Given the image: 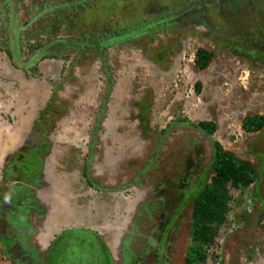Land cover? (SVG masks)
<instances>
[{
	"label": "rangeland",
	"instance_id": "rangeland-1",
	"mask_svg": "<svg viewBox=\"0 0 264 264\" xmlns=\"http://www.w3.org/2000/svg\"><path fill=\"white\" fill-rule=\"evenodd\" d=\"M11 1L21 36L14 51L24 59L9 66L0 52V193L20 180L17 166V177L1 182L14 152L22 161L37 149L42 170L21 225L2 201L0 264H184L189 196L208 171L213 141L258 168L259 198L244 211L237 195L205 264H264V128L241 127L245 116H264L263 4L242 0L232 11L227 0ZM1 4L0 19L11 13ZM151 6L171 19L202 6L213 13L202 7V21L190 14L102 55L80 59L67 49L30 65L26 46L53 36H95L114 22V32L124 24L147 31ZM7 31L0 22L1 48L10 47ZM198 47L213 52L205 69L193 62ZM202 120L216 124L212 135L189 125ZM72 228L80 241L51 256L50 244Z\"/></svg>",
	"mask_w": 264,
	"mask_h": 264
},
{
	"label": "trees",
	"instance_id": "trees-1",
	"mask_svg": "<svg viewBox=\"0 0 264 264\" xmlns=\"http://www.w3.org/2000/svg\"><path fill=\"white\" fill-rule=\"evenodd\" d=\"M227 1L233 11L236 6L240 5L242 0ZM245 1L248 3V0ZM256 2L264 6V0H256ZM262 14L263 12L257 14V16L262 18L264 16ZM84 42L78 39L64 37L51 39L49 42L41 45H39L38 41L37 45L28 44L27 47L29 51H35L38 48L45 49L46 54L42 55L41 58H47L51 55L53 57L54 54L52 52L56 50L60 51L72 48L78 49V52H81L80 48H84L85 50L99 53L112 43L110 39L103 41L100 37H94L86 44ZM78 52L77 55L81 56ZM250 52L253 53L254 51L250 50ZM100 55H102V52H100ZM212 57V51L198 47L195 51L194 63L197 68L205 69L212 60ZM32 71L34 73L37 72V68L33 67ZM195 86L196 90L199 91L201 87L200 82H196ZM189 125L201 130L207 135H212L216 131V124L210 120H202L196 124L189 123ZM241 127L247 133L260 131L264 128V116H245L241 122ZM194 145L198 146L196 142ZM212 145L213 154L208 171L198 186L194 187L193 191L190 192L189 196L192 200L189 222L190 244L185 254L184 264L206 263L207 257H209L208 250L212 245L217 243L220 227L227 221L237 195L245 199L243 204L244 211L248 209V203L251 202L253 204L254 200L256 201L259 198L256 190L260 182L258 168L246 160L239 159L232 152L225 150L218 141H213ZM45 150L48 151V149ZM232 189L239 190L236 196L232 194ZM251 205L249 208H251ZM95 236L100 239L97 235ZM213 255L214 257H219L217 254ZM49 262L52 263V259Z\"/></svg>",
	"mask_w": 264,
	"mask_h": 264
},
{
	"label": "flooded vegetation",
	"instance_id": "flooded-vegetation-1",
	"mask_svg": "<svg viewBox=\"0 0 264 264\" xmlns=\"http://www.w3.org/2000/svg\"><path fill=\"white\" fill-rule=\"evenodd\" d=\"M100 1H104V2L109 3V4H110V2H111V4L117 3L116 2L117 0H110V1L100 0ZM123 2H124V0H119L120 4L121 3L123 4ZM0 3H2L1 6L2 5L4 6L6 3H8L10 5V12H11L10 14L4 13L6 15V17L2 13L3 16L0 19V22L3 23L4 27H5V22L7 23V29H8L7 32L9 34L8 35V37H9L8 39H10L9 40L10 47H6V48H1L0 47V52H2V51L5 52L6 56L8 57L7 58L8 59L7 63L8 64L10 63L9 66H13V67L14 66H21L20 62L24 58H22V56H20V54L17 52V50L14 51L15 48L17 49V42L19 41V38L21 36H19V33L17 32L16 26H15V24H16V21H15L16 20L15 19L16 15H15V11L13 10V2L11 0H0ZM210 6H212V8L215 7V6L213 7L212 4L208 5L209 8H210ZM170 7H171V9H175L176 4L173 5V6H170ZM202 7L205 8V12L208 15L213 13L212 9L210 10V9H208V7H204V6H202ZM163 8L166 9V10L168 9L167 6L166 7L164 6ZM201 8H196V9L192 10L191 13H187L188 10L184 9V10L181 11V13L176 14L175 18L171 19L172 16H171V13H170L169 10L164 11L162 8L154 9V7L151 6V7H149V11H150V14H152V16H148L149 20L147 21L148 24L146 26L147 29H148L147 31H145L144 29H141V28L137 29V28L131 27V25H127V24L125 25L124 24L123 26L126 29L125 30L121 29L120 32L115 30V32H116L115 33L113 27L114 26L116 27V25H118L115 22L113 24L110 23L109 27L103 26V27L99 28L100 27L99 26L98 29L103 30V32L105 31L104 33H105L106 36L104 38H102V40L103 41L109 40V39L113 40L114 42L111 41L112 42L111 44H113V43H115L117 41L119 42V41L130 39V38L134 39V38H137L138 36H142V35H145V34L148 35L149 33L151 34L150 31L152 29H156V28H160L161 29L162 27L163 28H168L169 26H172L174 23H176V24L177 23H180V24L184 23L185 19L190 14H191L193 19H196L197 21H200V20H202L200 18V16H199V13L202 12ZM104 21H105V23H103V24L108 23L107 20H104ZM172 21H173V24H172ZM168 22H170L171 24L168 23ZM95 25L98 26V24H95ZM154 26H156V27L153 28ZM98 29L95 28L96 31L94 30L95 32L93 33V35H95V36H89V35L84 34L83 37L79 38L78 40L85 41V40H88V39L89 40L93 39L94 37H98V35H99L97 33ZM22 33H25V32L22 31ZM55 37L56 36H53V37L47 39L46 42H49L51 39H56ZM24 38L26 39V36H24ZM66 38H70V37H66ZM74 39H77V38H74ZM109 46H107V48ZM26 48H27V53L31 54L30 55V59H31L30 65L31 66L35 65V63L37 61L45 59V58H41L42 55L46 54L45 49L38 48L35 51H29L27 46H26ZM48 48H49V46H48ZM69 50H77V51H79L78 49H73V48L69 49ZM56 51H54L52 53L54 54ZM80 51L81 52H78V53H80L81 56H83L84 53L89 52L88 50H85L84 48H80ZM100 52L99 53L97 52V54H100ZM81 56H78V58L81 59ZM194 57H195V53H194ZM194 57H193V62H194ZM36 150L37 149H35V150L34 149H30L28 155L22 161L18 159V156H20L19 153L18 152L17 153L14 152L12 154V156H10V158H9L11 160L6 162L5 167H4L3 171H2V181L1 182L4 183L3 180H7L8 178L11 179V178L17 177V175H18V174H16V172H18L17 166L20 169V174H19L20 180H18L17 183L10 182L11 183L10 185H5L2 188L4 190L0 193V210L2 208V205H1L2 201H5V205L7 206V210H8L7 213H11V214L14 213V217L19 220V222L17 221L18 222V226L21 225L23 220H25V213L31 207V204L26 202L27 200H30V195H31L30 188H34V185L36 186L39 183L40 179H41L39 174H38V172L42 170V162H41V160H39L40 156L39 157L37 156ZM186 166L188 167L189 165H186ZM190 170L191 169H188V173L190 172ZM90 184H92V183L90 182ZM248 209H250V208H248ZM22 217H24V218H22ZM77 231H80V229L79 228H72V229L65 230L64 232L59 234L57 236L56 240H54V243L52 242V244H50V247H49L50 250H48L47 252L48 253L49 252H54L55 247L64 246V244H66L67 242H73L74 240H78L74 236L71 235V234H73V233H75ZM88 232L91 235H93V236L96 235L95 233H93L91 231H88ZM81 240H82V238H81ZM79 241L80 240H78V242ZM57 251L60 253L61 249L57 250ZM59 253H57L56 255L59 256L60 255Z\"/></svg>",
	"mask_w": 264,
	"mask_h": 264
},
{
	"label": "built area",
	"instance_id": "built-area-1",
	"mask_svg": "<svg viewBox=\"0 0 264 264\" xmlns=\"http://www.w3.org/2000/svg\"><path fill=\"white\" fill-rule=\"evenodd\" d=\"M248 203V202H247ZM252 203L250 202V203H248V208L250 207V205H251Z\"/></svg>",
	"mask_w": 264,
	"mask_h": 264
}]
</instances>
